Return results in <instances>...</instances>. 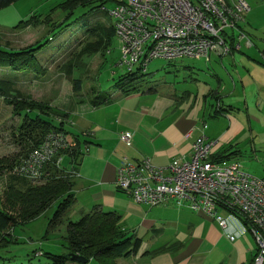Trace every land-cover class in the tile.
<instances>
[{"label": "rangeland", "instance_id": "1", "mask_svg": "<svg viewBox=\"0 0 264 264\" xmlns=\"http://www.w3.org/2000/svg\"><path fill=\"white\" fill-rule=\"evenodd\" d=\"M65 1L18 0L0 9V47L18 50L37 42H46L35 56L40 66L38 73L29 70H0V79L13 82L24 95L28 94L36 100L52 105L60 103L72 94L71 85L64 73V66L67 64H73L75 77L83 78L82 91L74 97L81 101L90 99L91 88L96 87L102 92L112 91L114 80L126 72L118 66L120 54L116 41L104 59L95 55L83 56L76 60L81 45L87 42L83 35L85 27L96 22L113 26V19L105 11L95 9L88 12V8H77L73 15L64 21L66 26L57 28L54 32H49V27L42 25L24 29L16 27L19 22L33 16L44 18L55 6ZM245 1L250 8L245 19L248 35L247 39L241 41L240 51H233L222 58L211 55L210 64L204 59L182 58L173 62L155 59L147 66L146 72L149 76L145 79L146 83L142 84V90L156 85L165 90L174 86L178 93L190 92L191 98L196 95L198 98L193 109L198 111L203 107L201 110L204 116L200 112L198 115L201 119H197L206 122L204 133L213 141H217L215 151L237 152L234 159L241 163L243 170L251 176L261 178L264 175V72L259 70L254 73L251 69L257 67L264 71V67L251 59L264 62L263 55H257V51H264V0ZM105 8L109 11L112 5L107 4ZM65 16L56 12L53 21L62 20ZM247 40H253L256 47L251 42L253 47L246 48ZM231 54L235 57V62L225 60ZM103 62L105 64L98 71L100 63ZM213 75H217L220 81ZM210 88L218 92L221 99L223 112L217 116L213 115V111H208L209 104L216 106V101L211 98L207 99L208 104L202 101L203 95L207 94ZM87 94L89 96H86ZM227 113L229 115H226ZM73 119L72 115L69 122ZM232 119L240 126L237 123L231 126ZM18 123L19 118L12 115L11 108L0 98V156L13 155L19 151L20 147L15 144L16 137L13 136L17 133ZM65 129L79 133L80 127H72L67 122ZM226 130L229 131L227 137L224 135ZM62 166L68 169L67 158H63ZM7 175L0 176V193L4 189ZM54 210L55 205H52L37 219L1 234L0 264H51L42 253L66 254L65 227H58L47 234L45 232ZM68 216L71 221H77L80 218L77 207H72ZM118 261L137 264L132 257Z\"/></svg>", "mask_w": 264, "mask_h": 264}, {"label": "crops", "instance_id": "2", "mask_svg": "<svg viewBox=\"0 0 264 264\" xmlns=\"http://www.w3.org/2000/svg\"><path fill=\"white\" fill-rule=\"evenodd\" d=\"M245 24L243 30L248 35ZM251 42L256 47L253 40ZM246 43V48L253 47ZM257 55L264 58V51H257ZM228 58L225 60L236 61L232 54ZM210 60L211 56L205 61L210 64ZM251 60L264 67L262 60ZM259 70L264 72L257 67L251 69L254 73ZM145 90L128 96L112 92L111 102L98 108L92 107L88 99L74 98L73 92L56 105L49 103L68 114L66 123L80 127L79 133H72L64 124L70 143L73 144L75 139L84 142L81 145L83 156L73 177V207H77L79 214L90 211L93 206H99L103 212L117 213L121 228L141 239L137 254L131 256L137 264H251L257 245L240 215L221 210L227 221V228L223 230L205 215L193 213L185 206L148 207L134 203L117 190L116 169L122 158L132 161L147 158L155 166H164L175 159H189L191 144L196 137L204 135L212 140L204 133L206 122L198 120L203 107L198 111L193 109L198 98L196 95L191 98L190 92L178 93L174 86L165 90L156 85ZM208 98L216 101V106L209 104L208 111L221 106L219 93L212 88L203 95V103H207ZM72 115L74 119L69 122ZM234 123L239 124L232 119L230 125ZM124 132L131 133L129 145L119 139ZM225 132L227 137L229 131ZM213 149L211 156L217 154ZM63 158L66 156L60 157L61 165ZM261 178L264 179V175ZM228 236H233L234 240L230 241ZM160 248L165 250L153 253ZM121 262L117 260V264H128Z\"/></svg>", "mask_w": 264, "mask_h": 264}, {"label": "built area", "instance_id": "3", "mask_svg": "<svg viewBox=\"0 0 264 264\" xmlns=\"http://www.w3.org/2000/svg\"><path fill=\"white\" fill-rule=\"evenodd\" d=\"M102 1L105 3L101 10L113 19L115 41L119 44L118 66L126 72L144 73L155 59L173 62L226 56L240 51L241 41L247 39L243 25L250 8L245 0ZM107 4L112 5L109 11ZM226 35L232 37V45ZM246 45L251 43L247 40ZM119 139L129 145L131 133H121ZM216 144L200 135L191 144L189 159H175L164 166H155L147 158H122L115 186L136 204L185 206L223 230L227 221L221 210L240 215L259 249L254 264H264V179L246 173L237 160H212L211 150ZM66 147L65 137L51 131L11 174L39 181L45 165ZM228 238L234 240L233 236Z\"/></svg>", "mask_w": 264, "mask_h": 264}, {"label": "trees", "instance_id": "4", "mask_svg": "<svg viewBox=\"0 0 264 264\" xmlns=\"http://www.w3.org/2000/svg\"><path fill=\"white\" fill-rule=\"evenodd\" d=\"M16 1L18 0H0V9L6 8ZM104 3L105 1L102 0H66L55 6L44 18L33 16L19 22L16 27L24 29L42 25L49 27V32H54L55 29L66 26L64 21L73 15L77 8H88V12L95 9L101 10ZM56 12H61L66 16L62 20L54 22L53 16ZM83 35L87 42L81 45L76 60L83 56L95 55L104 59L105 54L110 53L115 42L113 26H105L98 22L85 27ZM228 39L229 44L232 45V37L230 36ZM44 44L46 42L40 44L37 42L18 50L0 47V70H29L38 73L40 66L37 64L35 56ZM102 67L103 64L100 65L98 71ZM64 70L65 78L70 83L73 94H80L83 88V78L74 76L75 71L72 63L64 66ZM148 76V72L142 73L141 70L125 72L114 80L112 91L102 92L96 87L91 88L90 99L87 98L89 104L94 108L109 104L112 100V92L128 96L144 91L142 84L146 83L145 79ZM152 88L149 87L146 90ZM0 98L5 105L11 108L12 115L19 118L17 133L13 136L16 137L15 144L20 147L19 151L13 155L0 156V176L8 174L4 189L0 193V235L16 226L28 224L55 205L45 232L47 234L49 231L64 226L67 253L63 255L42 253L50 260L51 264H79L75 262L73 256L87 259L88 264H117L118 259L136 255L141 245V239L121 228V218L117 213L103 212L99 206H93L90 211L80 214L77 221L69 219V212L75 204L72 193L73 177L83 156L81 145L84 142L81 143L75 139L71 144L68 140V133L64 129L68 114L52 107L48 102L37 101L30 95H24L13 82L8 80L0 79ZM222 112L221 106L213 109L214 116L220 115ZM51 131L61 133L67 141V147L60 150L45 165L41 179L29 181L12 175V169L22 158L36 150ZM62 155H65L69 160L68 165L71 166L69 170L61 165L59 159ZM235 156H237V152L231 153L227 150L211 156V159L223 162L230 161ZM242 220L247 226V222L243 218ZM164 250L165 248H160L153 253ZM258 251L257 247L251 264H254Z\"/></svg>", "mask_w": 264, "mask_h": 264}, {"label": "water", "instance_id": "5", "mask_svg": "<svg viewBox=\"0 0 264 264\" xmlns=\"http://www.w3.org/2000/svg\"><path fill=\"white\" fill-rule=\"evenodd\" d=\"M73 259L75 260V262L79 263V264H88V260L81 258V257H76L73 256Z\"/></svg>", "mask_w": 264, "mask_h": 264}]
</instances>
